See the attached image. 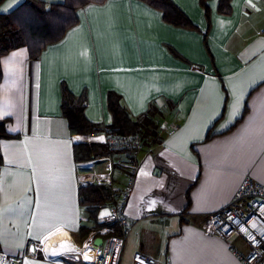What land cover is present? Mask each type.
Here are the masks:
<instances>
[{"label":"crops","instance_id":"0c3cea01","mask_svg":"<svg viewBox=\"0 0 264 264\" xmlns=\"http://www.w3.org/2000/svg\"><path fill=\"white\" fill-rule=\"evenodd\" d=\"M25 1L0 0V14ZM172 1L194 28L165 22L143 0H104L78 8L77 24L38 57L25 47L1 57L0 253L17 264H85L77 251L56 252L67 239L99 250L74 146L103 143L105 134L69 131L62 85L86 97L93 123L112 122L108 91L134 119L159 110L160 138L138 155L123 245L170 264H243L203 223L244 177L264 185V0H231L229 14L208 0L209 20L199 0Z\"/></svg>","mask_w":264,"mask_h":264},{"label":"trees","instance_id":"16d2710c","mask_svg":"<svg viewBox=\"0 0 264 264\" xmlns=\"http://www.w3.org/2000/svg\"><path fill=\"white\" fill-rule=\"evenodd\" d=\"M104 0H62L45 5L43 0H27L12 11L0 14V60L11 50L25 47L29 58H36L49 44L58 42L65 32L78 22L76 11L89 3H101ZM159 10L165 22L175 26L194 28L188 16L172 0H143ZM208 0H199L204 15L209 20ZM220 14L231 12V0H217ZM2 76L0 61V80ZM86 97H76L69 89L61 87V114L67 120L68 129L73 134L135 135L147 137L146 142L159 140L157 115L159 110L152 105L144 114L134 119L121 103V97L114 91L107 93V107L112 117L109 125L89 121L85 116ZM8 136L5 122L0 120V139ZM76 164L91 158H102L108 154L103 143H79L74 146ZM79 199L89 219L98 229L101 226L97 218L100 206L111 200L108 186L87 184L79 186ZM188 206V203H187ZM89 229L81 228V235Z\"/></svg>","mask_w":264,"mask_h":264},{"label":"built area","instance_id":"2783aa9c","mask_svg":"<svg viewBox=\"0 0 264 264\" xmlns=\"http://www.w3.org/2000/svg\"><path fill=\"white\" fill-rule=\"evenodd\" d=\"M147 137L135 135H106L103 144L108 154L76 164V178L80 185L108 186L111 200L101 205L107 212L99 217L98 235L102 239L98 253L85 264H119L120 253L131 227L125 213L126 203L138 171V155ZM121 158L116 159L115 155ZM106 163L100 170L96 164ZM124 184L120 185L119 178ZM204 231L221 238L243 264H264V185L251 177H244L230 203L211 213L204 220ZM238 238L241 246L233 245ZM0 264H17L14 257L0 253ZM132 264H170L168 261L136 252Z\"/></svg>","mask_w":264,"mask_h":264},{"label":"bare ground","instance_id":"6f19581e","mask_svg":"<svg viewBox=\"0 0 264 264\" xmlns=\"http://www.w3.org/2000/svg\"><path fill=\"white\" fill-rule=\"evenodd\" d=\"M79 248V247H78ZM77 247H75L72 243H70V241L65 240L64 243H62L60 246L56 247V252L59 253H65L67 251H77L79 253H81L82 257L84 258V260L86 261H90L92 259V257L94 256V254L98 253V249H94L89 245H85L84 247H82L81 249H78ZM51 249V248H50ZM54 250V249H53Z\"/></svg>","mask_w":264,"mask_h":264},{"label":"rangeland","instance_id":"374dc122","mask_svg":"<svg viewBox=\"0 0 264 264\" xmlns=\"http://www.w3.org/2000/svg\"><path fill=\"white\" fill-rule=\"evenodd\" d=\"M232 243L234 246L238 248L241 246V243L236 238H233ZM132 256H133L132 249L126 244L123 245L120 253L119 264H132Z\"/></svg>","mask_w":264,"mask_h":264},{"label":"water","instance_id":"95a60500","mask_svg":"<svg viewBox=\"0 0 264 264\" xmlns=\"http://www.w3.org/2000/svg\"><path fill=\"white\" fill-rule=\"evenodd\" d=\"M101 243H102V239L100 237L94 240V244L98 247L101 245Z\"/></svg>","mask_w":264,"mask_h":264}]
</instances>
